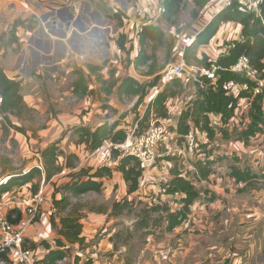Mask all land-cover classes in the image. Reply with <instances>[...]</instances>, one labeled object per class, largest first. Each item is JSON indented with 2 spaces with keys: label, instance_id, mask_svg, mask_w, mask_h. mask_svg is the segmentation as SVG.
<instances>
[{
  "label": "crops",
  "instance_id": "1",
  "mask_svg": "<svg viewBox=\"0 0 264 264\" xmlns=\"http://www.w3.org/2000/svg\"><path fill=\"white\" fill-rule=\"evenodd\" d=\"M162 1L0 0V31L15 29L16 32L18 31L17 33L23 31L29 33L26 43L9 45L14 53V56H11V62L15 64V67L9 66L10 58L7 56L3 62L7 66L4 67V71L10 78L19 79L22 85L25 77H27L25 81H30L33 77L42 78L43 80H51L52 78L55 82L54 85L57 86L55 91L68 96V98H75V92L77 91L85 90L86 94L88 91L94 93L95 85L87 82L86 79L88 76L93 77L94 74L97 77V73L102 75L97 77L101 84L105 81L108 83L109 79L114 76L118 78L119 76L128 75L139 80L141 76L134 68V58L139 47L136 45V50H133L135 52L134 57H132L133 53L129 56L128 49L131 44L127 41L124 43L127 51L119 48L117 41L121 31L119 21L114 17V14L117 11L118 14L132 17L140 7H155ZM213 4L215 3L211 0L199 13L205 12L211 18L215 12L212 8ZM30 24L34 26H30L31 31H28ZM201 26L203 27L204 24ZM239 31L240 25L238 23L226 22L221 24L210 42L198 47V55L204 52L211 60H215L220 52L225 51L224 41L237 38ZM3 54L4 49L2 48L0 58ZM94 67H101V69L95 70ZM25 68L30 70L28 75ZM163 69L158 70V73ZM49 83L48 81L46 87ZM117 83L119 85L120 81L118 80ZM29 88L31 89L27 92L22 93L21 91L25 102L32 107L39 105V93L41 90L47 89L42 88L37 82L29 84ZM101 88L98 87V90L101 91ZM32 92H35L37 97L29 98L27 96ZM106 92L109 93V89ZM116 92L118 93V88ZM86 99L87 97L83 101H86ZM179 101L178 95L167 100L166 106L168 111L171 106L174 124H176L180 114L174 112ZM57 102L59 105H56L59 109L56 108L59 110V114L57 118L51 121V126L44 130L46 132L51 131L52 127H57L59 132L66 125L74 126L82 122H90L93 113L98 111L97 108L93 109L97 102L92 101L90 98L89 112L83 113L82 116L80 115L83 111L82 102L78 105L75 104L76 107L74 106L73 110L70 109L67 112L65 111V105H63L65 104V98L60 97ZM114 103L115 101L112 100L109 102L110 105ZM85 110L88 109L85 108ZM247 111L246 99H242L240 101V111L233 119L226 121L224 124L221 123L219 116L209 115L211 125L214 126L216 131L212 140L207 139L204 132H199L196 129H191L189 136H198L222 149L224 146L216 141L217 136L223 138L221 128L227 135L233 130L237 133L241 128V121L245 120L242 117H246ZM230 123L232 126H230ZM224 125L227 126V129H224ZM89 127L93 128V126ZM187 141H189V138H187ZM230 146L233 151L248 152V154L243 155L247 158L249 156L259 158L258 154L264 155V126L263 131L250 137L247 143L237 140ZM183 148H179V151L184 152ZM224 155L227 154L224 153ZM215 157L214 152L208 155L210 160L216 162L218 157L216 159ZM161 161L163 164L165 163V167L163 166L162 169V165H155V167L143 173L139 180L138 189L131 194H127V187L121 173L117 170L113 171L108 192L113 193L114 191L117 192V195L120 194L116 197V200L127 196L129 199L133 197L142 199L149 204L161 201L179 206L180 204L178 205L172 200H177L182 195L172 196L163 193L161 190V181L164 182L171 177L168 169L172 164V162L163 159L162 156ZM168 163L170 164L168 165ZM234 167L238 166L235 165ZM190 168H193V166L189 167V170H192ZM241 169L253 173L248 168ZM229 171L230 168L227 170V173H229L227 177H220L212 173L205 180L198 181L195 178V184L200 195L190 207L189 216L191 219H186L171 231L160 228L161 231L148 233L147 243L143 246L145 248L142 249V251L147 250V253L142 263L139 264H264V196L256 200L249 199L248 203L231 201V199L238 202L242 200V197L234 195L233 183L243 184L239 188L240 192V189L246 187V184H249L248 182L253 178L244 182H237ZM193 175H195L194 168ZM20 188L22 193L33 195L29 185L14 186L9 191L12 193ZM46 188L47 186H45ZM7 192L1 196V200L6 203L9 199V193L7 194ZM52 194L51 190L47 192L46 189V200L42 204L39 219L28 229V243L34 242L36 244L35 250L39 257H43L47 252V249L41 245V241H46L53 247L54 238L57 235L56 230L50 224V216L53 214L51 212L55 209L52 204ZM225 202L231 205L228 206ZM257 204L263 206L261 209L253 211L254 206ZM10 210H12V205L8 203L6 206L0 204L1 214H7ZM171 210L175 209L172 207ZM109 211L110 208L107 213H86V216L81 220L83 244L81 246L77 243L70 245L72 250L57 264H124L123 260L114 262V257L120 252V250H116V237L119 232L112 225L114 216H109ZM250 216L256 220L263 217V220L259 223L261 226L257 225L258 227L254 229L252 227L254 223L249 225L246 218ZM99 229H102L100 234H98ZM229 235H232L231 243L229 241L224 242L222 238ZM223 242L228 245H224ZM120 247L122 248L124 245L121 244ZM99 252L102 254L107 253L108 257L104 260H98L96 257ZM89 258H91V263Z\"/></svg>",
  "mask_w": 264,
  "mask_h": 264
},
{
  "label": "trees",
  "instance_id": "2",
  "mask_svg": "<svg viewBox=\"0 0 264 264\" xmlns=\"http://www.w3.org/2000/svg\"><path fill=\"white\" fill-rule=\"evenodd\" d=\"M210 1L193 0L195 7L198 8L194 11L193 16H196ZM160 4L164 6V11L158 17L159 22L172 26L177 24V18L183 9V0H163ZM259 9V13L255 15L241 11L234 5L223 8L194 35L195 37L190 45L184 46L182 53L186 63H195L204 68L217 66V69L215 70L216 79L214 81L206 75H200L199 78L195 79L193 83L196 88L194 97L190 100L188 108L181 109L176 124H174L175 126H171L176 146L181 145L185 140L187 144L192 143L193 135L189 136L191 129L204 132L207 139L212 140L216 131L214 126L211 125L209 115L215 114L219 116L221 123L224 124L235 115L238 103L242 99L251 100V106L247 113L248 121L237 132L238 138L247 143L250 137L263 131L264 90L254 94L253 87L255 83L245 78L241 73H236L229 69L237 62L239 57L244 55L248 58L249 64L264 77V0H261ZM114 17L119 21V25L122 26L123 17L126 18V16L118 14L116 11ZM226 22H235L240 25L238 37L224 41L225 51L220 52L215 60H211L204 52L198 55V47L208 44L220 25ZM19 41L26 43L27 38H22L21 35ZM125 41L126 36L121 33L117 41L121 50H126L124 47ZM172 44L168 42L165 30L159 24H144L140 32L138 53L134 58V68L138 69L139 67L147 66L148 69L144 75L152 76V81L148 85L135 77L127 76L118 87V96H136L138 97L136 106H138L145 99L148 89L155 85L159 79L160 75L157 68H155L157 50L160 47H165L169 51ZM93 69L100 70L101 67H94ZM228 80H234L239 83L246 82L248 88L242 90L237 96L230 95L223 88V83ZM184 87V83L180 80H174L167 84L157 93L154 100L149 103L145 116L150 109L160 117L169 116L166 106L167 100L180 94ZM21 89V81L16 78H10L0 65V116L2 117L0 124L4 134L9 132L8 125L16 130H21L20 127L12 122L10 118L12 115L21 117L24 112L31 110V107L24 100ZM221 132H223V138L228 137L224 130L221 129ZM73 133L77 137L75 142L85 146L86 150L83 149L84 152H89V150L98 147L106 137H111L114 140H123L126 135L122 128L117 127V123H102L93 128L81 126L75 128ZM187 138H189V141H187ZM41 154L44 163L43 176L45 180H49L63 169L58 164L59 153L56 143L48 145L41 151ZM66 157L65 167L73 168L71 159L77 158L76 153L69 154ZM162 158L167 162H171L170 158L172 157L164 156ZM212 162L213 160L209 159L196 162L194 177L198 181L205 180L211 175L212 165L210 164ZM116 168L121 173V177L126 184L127 194L135 192L139 187V180L142 176L139 161L133 156L126 155L119 160ZM91 170L90 168L86 170L80 169L73 173L72 179L60 186L62 192L60 198L57 199L55 196L59 190L53 192L52 204L55 212L50 216V224L55 228L57 235L53 247L48 242L41 241V245L47 249V252L43 257L36 255L34 264H57L70 252V245L77 243L81 246L83 244L84 237L81 235L83 227L81 220L86 216V212H81L78 207L73 206L72 199L79 198L89 192H101L103 179L113 175L112 170L106 167L97 168L92 172ZM168 170L171 177L161 183V188L165 194L182 195L179 200L181 206L178 209L171 211V207L167 202L159 201L149 204L142 199L135 197L129 199L125 196L112 203L108 215L119 216L126 208L132 209L136 204L141 203L145 208L141 209L138 219L133 224L134 229H143L147 232L151 228L159 226L164 228L165 231H171L181 225L189 217L190 207L200 194L195 182L175 165L172 167L171 164ZM35 173H40L37 167L11 177L8 179L9 181L7 180L6 183L1 184L0 200L2 194L11 190L14 186L23 187L29 185L32 194H35L40 185H35L32 188L29 184L32 182ZM230 175L237 182L247 181L254 176L251 171L234 166L230 167ZM88 210L95 213H107L108 208L92 207ZM6 216L9 221L17 223L23 213L20 209L15 208L10 210ZM56 218L58 221H56ZM29 247L34 250L36 244L29 242Z\"/></svg>",
  "mask_w": 264,
  "mask_h": 264
},
{
  "label": "rangeland",
  "instance_id": "3",
  "mask_svg": "<svg viewBox=\"0 0 264 264\" xmlns=\"http://www.w3.org/2000/svg\"><path fill=\"white\" fill-rule=\"evenodd\" d=\"M197 9L198 8L195 7L193 0L190 1L183 0V9L177 18V24L172 26V25H167L166 23H160L158 18L156 19V21L153 22V24H159L161 27L164 28L168 38L167 39L168 42L173 43L169 51H167L165 47H160L157 50L156 52L157 61L155 64V68H157V70L161 69V67L163 69L165 66H167L172 62H177L180 59V57L183 55L182 50L184 49V46L187 45L186 43L192 38V36H194V33L197 32L198 29L202 27L201 25L206 21L207 17L200 13H198L199 15L197 14L196 16H193L194 11H196ZM30 26L33 27L34 25L30 24L29 28L27 29L28 31H31ZM17 32L15 31V29L8 31H0V51L2 48L4 49V54L0 58V65L3 67V69L4 67H7L3 63L7 56H9L10 58L9 66L15 67V64H12L11 62V56L13 57L14 53L11 49V46L9 45H13L17 43L22 45L24 42L19 41L21 35L22 38H27L26 32L24 31L22 33H17ZM126 41L130 43L129 35H127ZM130 44L131 46L128 49V53L129 56L132 55L133 53L132 57H134L135 52H133V50H136V47L133 48L132 43ZM186 64L187 65L185 69V74L187 73L186 75H188L189 77L194 76V78H190L189 82H184L185 87L183 91L180 94H178L180 101L177 103L176 109L174 110V112L177 113L179 108L181 109L188 108L189 102L194 97V91L196 90L193 83L195 82L196 78L200 77V69H199L200 66L198 67L194 65L195 63H191V64L186 63ZM25 69H26V74L28 75L30 70L29 68H25ZM147 69H148L147 66H143L135 70L141 76L139 77V80L142 83L149 85L152 81V77H148L144 75ZM107 73L110 74L109 71H107ZM97 74H98L97 77L101 75V73H97ZM127 76L128 75L126 76L124 75L123 77L119 76L118 78L114 76L109 79L108 83L105 81L103 84L99 82L98 78L95 77V74L93 75V77L88 76L86 80L87 82H91L93 85H95L96 87L95 92L89 93L88 91V93L86 94L85 90L77 91L75 92V98L73 97L68 98V96L64 94H60V92L57 93L55 91V88L57 86L54 85L55 82L54 79L52 78L51 80L50 79L43 80L42 78L33 77L31 78L30 81L28 80L25 81V79L27 78L25 77V79H23L24 82L21 90L22 93H24L25 91L26 92L29 91V89H31L29 88V84L35 82H37L42 88H45L47 90L40 91L38 96L39 105H34V107L30 106L31 110L28 112H24L21 117H16L14 115L10 117L12 122L16 126L20 127L21 130H16L8 125L9 132L7 134H4L0 124V178L8 177V179H10L11 177H15L19 174L29 171L33 167H37L40 173H35L32 182L29 184L33 188V186L35 185L37 186L41 185L42 181L44 180V186H47L46 188L47 192L50 190L52 192L59 190L55 194V196L58 199L60 198L62 193L60 190L61 189L60 186L70 181L73 177V173L79 171L80 169L86 170L90 168L92 169L91 170L92 172L95 169L100 168L89 165V161L85 159L83 160V162H81V158L82 156H84L83 149L86 150V148L83 144H77L75 142L77 137L73 133V131L75 128L81 126L94 127L95 125L97 124L100 125L102 123H110V124L117 123V127L122 128L126 134V129L132 128L136 120L139 121L138 123L139 133H141L148 127L150 122V112L153 110L150 109L149 113L145 116L147 103L143 100L140 104H138V106H136V100L138 97L118 96V93L116 92L117 88L120 85V84L118 85L117 81L119 80L121 83L122 79L126 78ZM48 81L50 83L46 87ZM98 87H102L101 91L98 90ZM151 87L150 88L148 87L149 89L147 93L149 92ZM107 89H109L110 91L109 93L106 92ZM27 96L29 98L37 97V94L35 92H32L29 93ZM60 97L65 98V104L63 105H65L66 112L69 111L70 109L73 110L75 104L78 105L81 102H82L83 111H81L80 115L82 116L83 113L85 114L86 112H89V105H90L89 98L92 101L97 102V104L93 107V109L97 108L98 111L93 113L90 122L89 121L82 122L74 126L66 125L62 127L61 131L59 132L57 131V127H52L51 131L46 132L44 130L51 126V121L57 118V115L59 114V110H58L59 103L57 102V100ZM86 97H87L86 101H83ZM111 100L115 101L113 105L109 104ZM85 108H87L88 110H85ZM169 116L171 118L173 116L171 114V106H170ZM0 120H2L1 116H0ZM230 126H232V124ZM223 127L224 129H227L226 125H224ZM240 127H242L241 123H240ZM106 138H111V137H106ZM111 139L114 140L113 138ZM216 139H217L216 141H219L218 144L224 146L222 149L219 146H215L212 143L206 142L207 140H204L198 136L193 135L192 143L187 144L185 140L179 146L175 145V137H173L172 143L170 145V147L172 148L167 149L166 146L164 147L161 146L160 151L162 152V157L164 156L172 157L170 158L172 162V167L173 165H175L178 169L179 168L182 169L183 171L182 170L181 171L184 174H186L188 178L192 179L193 182H196V179L193 175V168L196 165V162L199 160L206 161L207 159H209L208 155L214 152L215 156L218 157L216 162L218 161L219 162L216 163L215 161H213L210 164L212 165L211 174L215 173V175L217 174L220 177H224V176L227 177L229 176V173H227L228 168L235 165L241 168H248L253 172L252 173L254 175L252 177L253 179L251 178L252 180L248 182L249 184H246V187L240 189V192H239V188L243 184H239L236 182L233 183L234 195L242 197V200L241 202H238L231 199V201L235 203H248L249 199L256 200L263 197L264 196V155L258 154L259 158L252 156H249L247 158V156H243V155L248 154V152H244L242 150L233 151L231 149L230 144L236 142L237 140H240L238 138V133H236L234 130L231 131L230 134L228 133V138H222L221 136H217ZM114 141H122V140H114ZM195 142L197 143V146H195ZM52 143H56L58 147V153H59L58 164L63 167L62 171L65 172L64 173H62V171L58 172L49 180H45L43 176L44 163L42 160L41 151ZM182 147H184L186 151L183 148L184 152H180L179 148ZM93 150H89V152ZM72 153H76L77 158L71 159V162L74 167L67 168L65 167V163L67 162L66 156ZM224 153H226L227 155H224ZM238 157H240L241 160L238 159ZM157 165L158 166L162 165L161 167L162 169L163 166L165 167V163L164 164L162 163L161 157L157 158L156 166ZM191 166H193V168H190L192 170H189V167ZM116 167L109 169H111L113 173V171L117 170ZM110 178L111 176L104 178L101 192L99 193L89 192L87 194L81 195L79 198L72 199L73 206L78 207V209H80L81 212H86V213H89L88 209H91L92 207H96V208L106 207L109 209L112 203L116 201V197L120 195V194L117 195V192L115 193L114 191H113L114 194L108 192V187L110 185ZM161 183H163V181H161ZM49 196L51 195L49 194ZM179 200L180 198L177 199V201L176 200H172V201L174 203H178L179 205L180 204ZM225 204L228 206L231 205L226 202ZM180 206L181 205L179 206L177 205L175 206L173 204L170 205L171 209L173 207L175 210L176 207L179 208ZM262 206L263 205L261 204L255 205L253 211L258 210L259 208L261 209ZM144 208L145 206H143V204L141 203L136 204L132 209L126 208L122 214L113 217L112 225L115 226L116 231L119 232L117 234L118 236L116 237V243H117L116 250H120V252L116 254V256L114 257L115 263L121 260H123L122 262L124 264L142 263V261L144 260V256L147 253L146 249H145L146 251H142V249L145 248L143 246L145 245V243H147L148 235L152 232L154 233L156 231H161L160 230L161 227L159 226L153 227L147 232H145L143 229H138V230L133 229L134 227L133 224L138 219V215L139 213H141V209L143 210ZM189 217L187 219H191V217L190 218ZM262 220L263 217L260 218L259 220H256L252 216L246 218V222L249 223V225L254 223L252 225L254 229H256L258 226H261L259 225V223ZM101 231L102 229H99L98 234H100ZM222 240L224 242L229 241V243H231L232 235H229L228 237H223ZM121 244H123L124 247L121 248L120 247ZM224 245H228V244L224 243ZM71 250L72 249H70V251ZM106 257H108L107 253L102 254L101 252H99L96 258L98 260L101 259L104 260ZM89 262L91 263V258H89Z\"/></svg>",
  "mask_w": 264,
  "mask_h": 264
},
{
  "label": "built area",
  "instance_id": "4",
  "mask_svg": "<svg viewBox=\"0 0 264 264\" xmlns=\"http://www.w3.org/2000/svg\"><path fill=\"white\" fill-rule=\"evenodd\" d=\"M212 1L215 3L213 4L214 6L212 5V8L215 11L214 15L223 8L233 5L246 13L257 15L260 11L259 6L261 0ZM163 11L164 6L159 3L155 7H140L135 11L132 17H123V24L119 28L121 33L125 34L126 39L127 35H129L130 43H132L133 48L139 43L142 26L156 21ZM202 15L207 17L206 21L203 23L204 26L206 22L208 23L214 16L213 15L209 18L205 12L202 13ZM193 39L194 37L186 43L187 46L192 43ZM134 44L135 46H133ZM186 65V61L182 55L177 62H172L165 66V68L159 73L160 76L157 84L151 87L144 99L147 103V108L149 103L154 100L157 93L167 84L174 80H180L183 83L189 82L190 78H194V76L189 77L186 75L187 73L185 74ZM199 69L200 75H206L213 81L216 79L215 70L217 69V66H212L211 68L202 67ZM229 69L233 72L241 73L245 78L252 80L255 83V86L253 87L254 94L260 93L264 90V77L261 76V73L257 69L249 64V60L246 56L243 55L239 57L237 62ZM223 88L228 94L237 96L242 90L248 88V84L246 82L239 83L234 80H228L223 83ZM250 106L251 100L246 99V107L248 111ZM238 111H240V102L235 110V115L231 119L237 115ZM180 112L181 108L178 110V113ZM243 118L245 120L241 121L242 125L248 121L247 114L246 117ZM138 123L139 121L136 120L132 128L126 129V136L122 141H114L111 138L103 139L102 143L93 151L84 152L81 162L85 159L89 161V165L91 166L114 168L122 157L130 155L139 161L142 174L155 167L157 158L162 156L160 147L166 146V148L169 149L172 138L175 137L173 131H171V126L174 125V122L170 116L160 117L151 111L149 125L141 133L138 132ZM195 146H197V143H195ZM169 164L170 163H168V165ZM64 172L65 171H62V173ZM7 180L8 177L0 178V185L6 183ZM45 192L44 180L39 186L38 191L33 195L22 193L21 188L14 190L12 193L10 191L7 192V194L9 193L7 203L12 205V209H20L23 216L20 217L17 223H13L7 219V214H1L0 212V264H34L37 253L35 249L33 250L29 247L28 229L39 219L42 204L46 200ZM7 203L0 200V204L2 205L6 206ZM54 212L55 209H53L51 213Z\"/></svg>",
  "mask_w": 264,
  "mask_h": 264
}]
</instances>
